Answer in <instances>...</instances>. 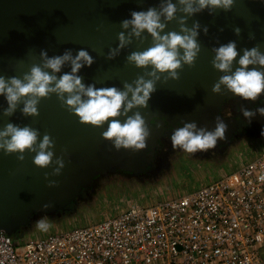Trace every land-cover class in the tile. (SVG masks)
Wrapping results in <instances>:
<instances>
[{
	"label": "water",
	"instance_id": "95a60500",
	"mask_svg": "<svg viewBox=\"0 0 264 264\" xmlns=\"http://www.w3.org/2000/svg\"><path fill=\"white\" fill-rule=\"evenodd\" d=\"M166 0H0V75L22 78L34 63H41L40 51L46 50L48 56L62 55L71 51L75 56L84 49L94 58V62L84 65L77 75L82 77L85 86L95 84L97 88L116 86L123 89L125 81L131 83L138 75L151 70L138 68L127 62L133 51H143L153 43L147 30L140 37L131 36V43L121 48L112 59L107 58L110 49L119 46L118 33L125 36L132 33L121 27V22L131 19L133 11H147L155 8L158 12ZM177 6L174 19L167 20L161 15L165 25L158 30L160 35L169 31L180 32L179 18L186 17V27L199 22L196 37L200 52L193 66L183 64L178 69L179 79L169 78L162 73L156 82V91L151 94L146 108L132 109L128 115L139 111L149 124L155 118L168 120L196 116L198 111L213 106L218 111L222 102L236 96L224 86L220 93L212 92V87L225 73L215 69L212 60L213 48L235 41L239 55L243 49L260 46L264 53V0H234L230 11L216 9L212 14L207 8L188 16L180 9L178 0H171ZM207 27V32L204 28ZM241 32L236 35L234 29ZM254 35V38H250ZM183 53V49H180ZM233 62V71L238 67V59ZM253 66H249L251 68ZM259 67V66H256ZM58 78L71 72L70 62H65L60 72L52 73ZM23 104L11 116H5L3 109L8 107L5 96L0 95V129L7 123L21 127L28 125L39 130V140L49 134L54 141L53 162L46 168L33 163L35 153H24L25 159H17L19 153L5 155L0 150V229L12 236L19 235L40 215H59L81 196L84 187L92 179L111 170L114 163L123 159L129 164L139 165L145 159L140 151L120 148L117 150L111 140L102 137L107 122L101 126L81 123L79 117L62 106L56 94L41 98L37 116H25L21 112ZM126 117H117L122 122ZM112 118H110L111 120ZM146 144L155 147L158 138L164 133L160 125L149 129ZM134 154V156H133ZM62 157L64 167L59 175H49L57 167L55 159ZM152 162L150 160L146 163ZM48 180L56 181L49 187ZM47 204L49 207L45 208Z\"/></svg>",
	"mask_w": 264,
	"mask_h": 264
},
{
	"label": "clouds",
	"instance_id": "9594fccd",
	"mask_svg": "<svg viewBox=\"0 0 264 264\" xmlns=\"http://www.w3.org/2000/svg\"><path fill=\"white\" fill-rule=\"evenodd\" d=\"M183 7L180 9L183 13L191 16L207 8L212 14L216 9L230 11L234 5V0H178ZM177 6L171 0H166L161 5L158 12L155 8H149L147 11H133L131 19H125L121 22V27L128 29L132 26V33L125 36L124 32L118 33L119 46L109 50L108 59L114 58L119 54L121 48L131 43V36L134 34L140 37L143 30H147L153 37V43L143 51H133L127 56V62L138 68L150 71L143 75H138L131 83L125 81L123 89L116 86L97 88L95 84L85 86L82 83V77L77 75L84 66H90L94 58L87 50L81 49L73 56L71 51H65L62 55L49 57L46 50L40 51L41 63L32 64L29 71L24 72L21 77H5L0 75V95L5 96L8 107L3 109L5 116H11L23 104L20 109L25 116H37L38 104L41 98L49 97L55 93L62 106H66L70 112L76 114L81 123H89L94 126H101L107 122V129L101 135L103 138L111 140L114 147L132 149L134 151L144 149L146 139L150 135L149 126L145 122L144 116L135 111L132 115L128 113L138 107L146 108L151 94L156 91V82L161 80L162 73L168 75L164 77V82L169 78L179 79L178 69L183 64L193 66L197 55L200 52V44L196 37L199 22H195L193 27L185 26L186 17L179 18L180 32L169 31L165 35H160L158 30H162L165 25L161 23V15L167 20L175 18ZM207 32V27L204 28ZM236 35H239L241 29H234ZM254 38V35H250ZM183 49V53L180 52ZM215 56L212 65L215 69L225 73L221 75L212 87V92L220 93L221 86H224L234 95L245 100L255 101L264 93V53L260 51V46L243 49V54L239 55L235 41H229L213 48ZM239 55L238 67L233 71V62ZM65 62H70L71 72H66L59 78L58 73ZM249 66H253L249 68ZM259 66V67H256ZM244 117L251 119L258 112L264 116V107H258L255 110L240 108ZM121 115L126 118L123 122L117 117ZM110 118H112L110 120ZM155 120V117L153 118ZM181 127L176 128L171 136L173 149L180 148L187 153L197 151H207L215 148L218 139H224L228 125L220 118H215V128L208 130L205 127H198L195 121L180 122ZM264 135V128L261 130ZM39 130L25 125L23 127L7 123L0 129V150L5 155L19 153L17 159L23 161L24 153H35L33 163L41 168L48 167L53 162L54 141L49 134H44L42 140H39ZM57 167L53 168L51 173H45L47 180L49 175H59L64 167L62 157L55 159ZM264 179V177H262ZM56 181L48 180L49 187L55 186ZM45 208L49 205L45 204ZM37 228L46 230L50 225L43 219L36 223Z\"/></svg>",
	"mask_w": 264,
	"mask_h": 264
},
{
	"label": "built area",
	"instance_id": "2783aa9c",
	"mask_svg": "<svg viewBox=\"0 0 264 264\" xmlns=\"http://www.w3.org/2000/svg\"><path fill=\"white\" fill-rule=\"evenodd\" d=\"M179 196L19 239L0 229V264H264V149Z\"/></svg>",
	"mask_w": 264,
	"mask_h": 264
},
{
	"label": "rangeland",
	"instance_id": "374dc122",
	"mask_svg": "<svg viewBox=\"0 0 264 264\" xmlns=\"http://www.w3.org/2000/svg\"><path fill=\"white\" fill-rule=\"evenodd\" d=\"M263 149L264 135L260 131L243 135L223 154L215 153L202 158L174 152L171 167L158 180L141 183L118 176L104 178L91 199L78 202L71 210L56 216L40 215L17 235V238L25 240L52 231L87 225L118 214L131 204H154L165 198L182 195L210 182L222 173L235 170L242 161L253 158ZM41 219L50 225L46 230L36 226L37 221Z\"/></svg>",
	"mask_w": 264,
	"mask_h": 264
},
{
	"label": "flooded vegetation",
	"instance_id": "af4514ba",
	"mask_svg": "<svg viewBox=\"0 0 264 264\" xmlns=\"http://www.w3.org/2000/svg\"><path fill=\"white\" fill-rule=\"evenodd\" d=\"M248 108L249 110H255L258 107H264V93H262L255 101L245 100L239 96H233L227 98L220 105L217 111L213 106H207L205 109L197 112L196 116H189L186 120L181 118H173L171 121L165 117L155 118L148 124L149 129L157 126L164 128V133L158 138L155 147L153 148L149 144L142 149L138 150L142 154V157L146 160H150L152 155L151 164L138 158L141 162L139 165H133L132 168H128L123 159L114 163L111 170L105 174L97 175L92 179L89 186L83 188L81 196L73 204L68 206L65 212L71 210L78 202H84L92 198L96 192L97 187L101 180L111 176L122 177L125 180H137L138 182H152L161 178L171 167V158L174 156V152L187 153L180 148L173 149L170 136L172 132L181 127V121L197 123L198 127H205L208 130L215 128V118L220 117L227 125V131L224 139H218L215 148L207 151H197L195 153H187L194 157L206 158L215 153L223 154L229 146L247 134L251 135L260 132L264 128V116H261L258 112L251 119L244 117L240 108ZM134 156V154H133ZM64 211H61V213ZM56 216V215H55Z\"/></svg>",
	"mask_w": 264,
	"mask_h": 264
},
{
	"label": "trees",
	"instance_id": "16d2710c",
	"mask_svg": "<svg viewBox=\"0 0 264 264\" xmlns=\"http://www.w3.org/2000/svg\"><path fill=\"white\" fill-rule=\"evenodd\" d=\"M14 237H17V236H14Z\"/></svg>",
	"mask_w": 264,
	"mask_h": 264
}]
</instances>
